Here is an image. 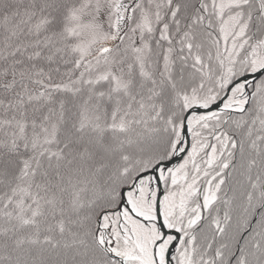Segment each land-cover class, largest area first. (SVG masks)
<instances>
[{
	"label": "snow or ice",
	"instance_id": "snow-or-ice-1",
	"mask_svg": "<svg viewBox=\"0 0 264 264\" xmlns=\"http://www.w3.org/2000/svg\"><path fill=\"white\" fill-rule=\"evenodd\" d=\"M0 264H264V0H0Z\"/></svg>",
	"mask_w": 264,
	"mask_h": 264
}]
</instances>
